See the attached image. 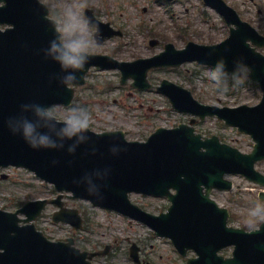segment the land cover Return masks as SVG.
<instances>
[{
    "label": "water",
    "instance_id": "95a60500",
    "mask_svg": "<svg viewBox=\"0 0 264 264\" xmlns=\"http://www.w3.org/2000/svg\"><path fill=\"white\" fill-rule=\"evenodd\" d=\"M3 2L0 22L13 25V29L0 32V167H26L53 183L57 190L72 192V198L87 199L96 206L137 218L141 211L129 202L130 193L167 196L172 201L170 213L152 219L150 224L160 234L172 237L183 253L188 249L197 251L200 258L189 264H264V225L251 234L228 228V210L219 208L209 197L215 188H232V183L224 179L226 174H242L264 186V176L255 170V164L264 160V98L256 107L220 109L201 105L190 91L168 80L158 88L178 111L201 118L217 115L228 125L250 134L256 146L248 155L221 144L217 137L202 139L186 125L160 129L146 143L128 142L123 132L95 134L89 130L82 141L65 139L63 147L57 149H34L8 129L7 118L19 112L21 103L29 101L68 105L74 90L60 83L63 72L59 64L43 52L57 25L47 18V8L37 0ZM205 2L221 13L228 25L235 26L223 43H189L182 50L169 44L161 55L134 63L110 59L112 64L105 65V57L90 56L85 68L77 73L79 80L75 86L84 84L91 66H100L119 68L123 83L132 77L134 87L150 89L147 74L152 69L180 67L193 61L213 66L224 56L228 72L236 60L242 59L251 68V79L258 81L264 91V56L252 47L264 44L259 34L224 1ZM72 145L74 148L69 151ZM88 189H95L92 197ZM171 189L177 194H170ZM46 204L29 203L15 213L0 210V264H90L87 257L93 254L80 253L71 244L52 243L34 225H20L36 219ZM20 213L28 218L20 219ZM59 219L69 221L56 218ZM69 222L80 225L79 220ZM229 245L236 247L234 258L218 257L217 252Z\"/></svg>",
    "mask_w": 264,
    "mask_h": 264
},
{
    "label": "rangeland",
    "instance_id": "374dc122",
    "mask_svg": "<svg viewBox=\"0 0 264 264\" xmlns=\"http://www.w3.org/2000/svg\"><path fill=\"white\" fill-rule=\"evenodd\" d=\"M51 9L56 20L63 17L71 6L84 15L86 7L93 8L105 22H111L125 33L123 38H113L102 46L95 45L90 52L107 54L122 61L149 58L163 51L166 43L176 48H184L189 41L200 44L218 43L229 35V28L218 12L208 8L202 0H174L166 3L162 0H41ZM241 18L264 34V0H225ZM83 5V7H79ZM0 28H3L0 26ZM160 40V45L151 47V39ZM264 54V50H261ZM211 68L188 63L171 69L152 71L148 79L158 86L163 79L189 89L194 97L206 105L218 107H236L257 105L262 98L260 88L247 77L242 84L229 90L218 91L210 79ZM118 70L94 69L87 83L77 92L73 105L87 107L91 112L90 128L96 132L122 130L131 141H145L158 128H173L181 123H189L191 116L174 111L169 101L155 89L139 92L127 85L120 84ZM58 110L66 108L55 107ZM198 133L210 137L217 135L229 145L250 152L254 142L236 129L226 126L215 117L198 121L195 124ZM264 173V162L258 165ZM6 180H0V209L15 211L26 202L38 199H52L57 196L53 187L38 180L34 174L23 169L9 168ZM234 182L231 192H213L214 199L231 212L230 224L249 228L245 223L250 207L256 200L261 188L240 176H230ZM132 201L152 214H160L168 208L163 199L131 196ZM67 208L77 209L84 223L81 230H74L69 224H55L52 221L57 208L48 206L37 220L36 226L52 240L73 238L83 250H103L110 246L105 258H99L96 264H137L130 257V247L135 243L139 247V264H184L186 259L194 257L191 252L187 258H181L170 239L157 236L149 227L113 212L103 211L85 201L64 199ZM261 221L259 226L262 224ZM258 228V227H257ZM255 228V229H257ZM231 248L222 253L230 256Z\"/></svg>",
    "mask_w": 264,
    "mask_h": 264
},
{
    "label": "clouds",
    "instance_id": "9594fccd",
    "mask_svg": "<svg viewBox=\"0 0 264 264\" xmlns=\"http://www.w3.org/2000/svg\"><path fill=\"white\" fill-rule=\"evenodd\" d=\"M2 2L3 0H0V3ZM98 32V26L91 18L71 6L57 22L56 32L43 52L46 58L59 64L63 72L59 80L64 86L72 88L78 82L77 73L85 68L90 59L91 48L99 42ZM250 71V66L239 59L234 62L232 71L228 72L226 59L221 56L211 68L210 79L218 91L226 92L230 88V79L233 81L231 88L237 87L244 82ZM90 119L91 112L84 106L70 105L61 111L51 105L29 101L21 103L19 112L9 116L5 123L14 135L19 134L34 149H57L63 147L65 139L75 138V142L86 139ZM73 148L74 145L69 146V151ZM94 192L95 189L87 190L89 197H92ZM102 199L104 196L99 198ZM261 221H264V198L257 196L245 223L249 228L255 229Z\"/></svg>",
    "mask_w": 264,
    "mask_h": 264
}]
</instances>
